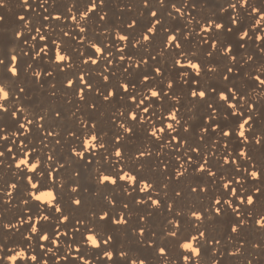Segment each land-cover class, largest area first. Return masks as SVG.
<instances>
[{"label": "snow or ice", "instance_id": "6c2138e0", "mask_svg": "<svg viewBox=\"0 0 264 264\" xmlns=\"http://www.w3.org/2000/svg\"><path fill=\"white\" fill-rule=\"evenodd\" d=\"M11 3L0 0V264L21 250L15 264L264 252V0H142L130 22L107 0H18L5 28Z\"/></svg>", "mask_w": 264, "mask_h": 264}, {"label": "bare ground", "instance_id": "6f19581e", "mask_svg": "<svg viewBox=\"0 0 264 264\" xmlns=\"http://www.w3.org/2000/svg\"><path fill=\"white\" fill-rule=\"evenodd\" d=\"M18 2V0H12V3H11V7H12V12L10 13H7V17H8V24L5 25L4 27L7 28L9 26H11L12 24L15 23V13L18 11V9L15 7V4ZM30 2H33V0H30ZM36 2L38 3V0H36ZM153 2H155V0H153ZM173 2H175V0H173ZM224 0H207V4L208 6H212V5H216V4H220V3H223ZM260 0H257V3H259ZM107 3H108V9L106 10H109L110 11V14L112 15V19L113 21H115L117 18H121L123 19L125 22H130V18H136L138 13L140 11L143 10L142 8V0H107ZM128 3H135L137 5L136 8L134 9H129V8H123L121 9L118 5H121V4H128ZM41 12H43V9H39ZM171 10V9H169ZM25 11H30V10H25ZM229 12H231V10H229ZM0 14H5L2 12V9H0ZM20 14H24V13H20ZM45 15L47 13H44ZM67 14V13H66ZM195 10H193V15H195ZM70 15V14H68ZM93 17H97V13L96 12H93L92 14ZM227 15V14H225ZM255 18V17H254ZM253 18V19H254ZM98 19V17H97ZM251 22V21H249ZM65 24H69V23H74L73 21L71 20H68V21H65L64 22ZM94 27L96 29H99L100 31H102V25H100L99 23L95 24ZM98 35H99V32H98ZM43 42H39L38 41V44H42ZM258 43V42H256ZM23 46V45H22ZM23 47H26V46H23ZM250 49L251 50H255V43H252L250 44ZM239 46H237V51H239ZM89 52H92L91 49H89ZM92 67H95V66H92ZM261 108V105L258 104V110ZM255 126L257 128H259L261 126V121L259 119H257L255 121ZM175 163V162H174ZM42 195V193L38 194V197L40 198ZM143 195V194H141ZM54 197V195H53ZM7 215V214H6ZM157 224H159V218H157V221H156ZM60 254H63L62 252ZM98 254V253H97ZM253 256H256L258 257L257 260H254V264H264V252H260V251H253L251 249L247 250L244 254V256H240V257H227L225 256L223 258V260L227 261V260H230L229 261V264H241L240 259H252Z\"/></svg>", "mask_w": 264, "mask_h": 264}, {"label": "clouds", "instance_id": "9594fccd", "mask_svg": "<svg viewBox=\"0 0 264 264\" xmlns=\"http://www.w3.org/2000/svg\"><path fill=\"white\" fill-rule=\"evenodd\" d=\"M73 15L75 16V13H73ZM260 19H257V24H260ZM60 59H63L62 56H60L59 54L57 55V60H60ZM0 93H2V95H0V106H2V100L4 97H6L8 95L7 91H5V86H2L0 85ZM125 175H128L127 173H125ZM41 200H44V201H47L49 204H51L52 200L54 199L53 197V194L52 192H45V193H42L41 197H40ZM89 240H90V243L91 244H96L97 243V240L94 236H90L89 237ZM184 247L187 249V248H192V244L190 243H186L184 245ZM193 251H198V249H195L193 248ZM24 254L23 250L17 252L15 255L9 257L8 259L11 261V264H15V260L18 256H22ZM107 255H111V252L109 251L107 253ZM133 264H137V262L134 260L133 261ZM139 264H143V261H140ZM186 264H187V261H186Z\"/></svg>", "mask_w": 264, "mask_h": 264}]
</instances>
